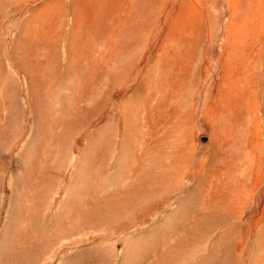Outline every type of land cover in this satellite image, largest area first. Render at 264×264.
<instances>
[{
    "label": "rangeland",
    "instance_id": "rangeland-1",
    "mask_svg": "<svg viewBox=\"0 0 264 264\" xmlns=\"http://www.w3.org/2000/svg\"><path fill=\"white\" fill-rule=\"evenodd\" d=\"M0 264H264V0H0Z\"/></svg>",
    "mask_w": 264,
    "mask_h": 264
}]
</instances>
